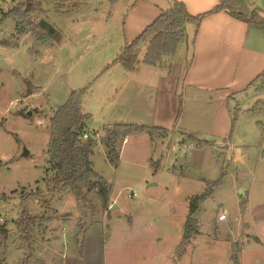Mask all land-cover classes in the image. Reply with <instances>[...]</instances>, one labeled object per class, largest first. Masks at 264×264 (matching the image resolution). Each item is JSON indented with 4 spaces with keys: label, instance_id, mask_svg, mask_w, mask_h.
I'll return each mask as SVG.
<instances>
[{
    "label": "rangeland",
    "instance_id": "rangeland-1",
    "mask_svg": "<svg viewBox=\"0 0 264 264\" xmlns=\"http://www.w3.org/2000/svg\"><path fill=\"white\" fill-rule=\"evenodd\" d=\"M132 1L40 0L43 16L33 15L32 23L43 19L54 31L42 44L35 34H18L17 20L4 18L18 3L0 0V228L9 231L0 235L3 263L20 261L16 224L28 216L36 219L34 257L45 264L86 253L92 255L82 264H235L234 258L237 264H264V112L247 113L264 102V83L229 102L233 131L219 143L193 136L199 144L184 132L183 123L191 120L192 129L205 133L214 109L208 98L191 102L188 93L174 132L120 138L117 166L108 161L103 142L110 127L151 125L147 111L133 114L128 106L137 90L132 93L123 78L120 88L110 85L121 68L113 63L123 48L124 9ZM246 1L247 10L264 19V0ZM251 32L264 38L256 25ZM189 46L188 38L160 65L168 71L182 49L187 57ZM143 93L151 109L154 90ZM72 95L79 96L87 134L96 143L93 169L110 185L105 212L93 194L92 214L69 192L47 187L54 177L47 155L51 119ZM210 186L212 194L192 215L197 234L180 252L192 198ZM79 222L83 228L77 230Z\"/></svg>",
    "mask_w": 264,
    "mask_h": 264
},
{
    "label": "crops",
    "instance_id": "crops-1",
    "mask_svg": "<svg viewBox=\"0 0 264 264\" xmlns=\"http://www.w3.org/2000/svg\"><path fill=\"white\" fill-rule=\"evenodd\" d=\"M171 1L133 0L128 3L120 26L121 46L137 39L162 11L171 7ZM174 1L182 3L191 16L209 12L218 4L217 0ZM185 29L189 33L187 39L191 41V46L186 58L185 49H182L180 57L170 63L172 69L170 66L168 71L166 66H148L141 62V58L135 71L129 72L120 66V70L110 76V85L113 89L120 88L121 79L126 80L131 92L137 90L139 93L131 95V102L129 100L128 106L133 114H145L147 111L150 115L149 127L166 129L169 134L182 122L186 111V94L189 93L191 102H197L199 96L203 101L208 98L214 109L207 131L196 132L189 125L191 120L183 123V128L192 136L211 137L217 144L233 131L229 102L246 93L250 84L264 72V38L252 33L251 26L230 17L226 11L205 17L195 37L191 25H186ZM258 39L261 41L258 42ZM151 89L154 90V101L150 109L143 92L148 93ZM199 111L195 109V112ZM93 254L97 255V251ZM87 255L82 259L71 257L64 264L85 263L92 253L89 257Z\"/></svg>",
    "mask_w": 264,
    "mask_h": 264
},
{
    "label": "trees",
    "instance_id": "trees-1",
    "mask_svg": "<svg viewBox=\"0 0 264 264\" xmlns=\"http://www.w3.org/2000/svg\"><path fill=\"white\" fill-rule=\"evenodd\" d=\"M13 2H17V6L5 14L4 18L17 20L16 32L20 35L35 34L39 37L37 40L40 43L48 42L52 36L39 24L40 21L44 20L41 19L32 23L33 15L39 14L43 16V13L39 11L40 0H13ZM217 2L218 4L209 12L191 16L186 12L182 3L172 0L169 9L162 11L154 23L146 28L137 39L123 46L115 62L120 63L126 71H135L140 64L139 55L141 54V49L145 47L141 62L148 66L160 65L163 57L174 55L181 44L187 40L186 25H191L194 28L193 36L195 37L202 20L220 11H226L230 17L242 21L248 26L256 25L264 30V19L255 11L247 10L248 4L246 0H217ZM27 19L29 20L28 22ZM258 82L259 84L264 83V72L250 84V88ZM258 112H264V102H259L254 108L247 110L248 114ZM230 113L233 127L234 121L231 109ZM86 120L87 116L82 111L78 95H72L68 103L52 117L47 155L49 165L54 171V177L47 183V187L52 193L69 192L78 204L89 205L88 208L93 214L95 206L90 202L88 196L93 194V198L99 204V209L105 212L110 206V185L93 169L91 158L93 147L96 143L93 139H83V135L87 133ZM139 134H145L150 139H154L167 136L169 131L158 127L137 125L122 124L114 126L113 130L107 131V136L103 142L107 151L108 161L112 165L117 166L119 154L115 150V145L118 140L120 138L124 140L129 135ZM191 138L194 137L191 135ZM196 139L194 138L197 143H202L200 139ZM210 188H213V186H210L202 195L192 198L190 215L185 224L184 237L179 246L180 252L184 250L185 244L191 236L197 234L193 226L192 215L198 210L199 205L210 197L212 194V189L210 190ZM95 201L93 200V202ZM24 217L16 224L19 242V247L16 251L20 252L21 256L17 264H30L32 259L34 262L45 264V262H41V260L34 257L33 248L36 243L32 238V233L36 226V219H31L28 216ZM46 220L48 222L53 221L51 219ZM80 227L83 228L79 222L76 229L80 230ZM8 233L9 231L5 228H0V235L6 237L9 235ZM74 242H78L77 238L74 239ZM80 251L82 253V249ZM233 260L237 264V259L234 258ZM3 262L4 258L0 257V264H4ZM54 264H63L62 259L55 257Z\"/></svg>",
    "mask_w": 264,
    "mask_h": 264
},
{
    "label": "water",
    "instance_id": "water-1",
    "mask_svg": "<svg viewBox=\"0 0 264 264\" xmlns=\"http://www.w3.org/2000/svg\"><path fill=\"white\" fill-rule=\"evenodd\" d=\"M39 24H40L42 27H44V28L47 30V32H48L51 36H53L54 31L52 30V28H51L46 22H44V21H40ZM109 129H113V128L110 127ZM24 155H26V153H25ZM154 185H155V183L148 185V187H150V186H154ZM241 193L243 194L242 191H241ZM112 207H113V206H112ZM112 207H111V208H112Z\"/></svg>",
    "mask_w": 264,
    "mask_h": 264
},
{
    "label": "built area",
    "instance_id": "built-area-1",
    "mask_svg": "<svg viewBox=\"0 0 264 264\" xmlns=\"http://www.w3.org/2000/svg\"><path fill=\"white\" fill-rule=\"evenodd\" d=\"M83 139H84V140H88V139H89V136H88L87 133L83 135ZM219 220H220V221L225 220V216H224V215H221V216L219 217ZM0 221H1V220H0ZM1 222H2V221H1ZM60 237H61V238H64V234H63V233L60 234Z\"/></svg>",
    "mask_w": 264,
    "mask_h": 264
}]
</instances>
